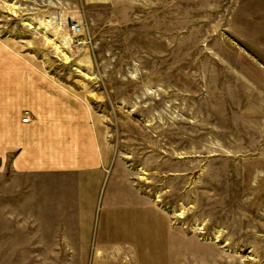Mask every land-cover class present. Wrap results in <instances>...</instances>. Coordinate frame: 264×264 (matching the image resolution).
Masks as SVG:
<instances>
[{"label": "rangeland", "instance_id": "374dc122", "mask_svg": "<svg viewBox=\"0 0 264 264\" xmlns=\"http://www.w3.org/2000/svg\"><path fill=\"white\" fill-rule=\"evenodd\" d=\"M0 264H264V0H0Z\"/></svg>", "mask_w": 264, "mask_h": 264}, {"label": "crops", "instance_id": "0c3cea01", "mask_svg": "<svg viewBox=\"0 0 264 264\" xmlns=\"http://www.w3.org/2000/svg\"><path fill=\"white\" fill-rule=\"evenodd\" d=\"M35 95H36V97H37V94L35 93ZM37 104H38V102H37ZM41 108H42V105H41ZM44 108V107H43ZM24 112V111H23ZM26 113V114H25ZM47 116H49V115H47ZM31 119L32 120H34L35 119V117H34V112L32 111V110H25V112L23 113V115H22V117H21V120H22V122L20 123V130H26L27 129V126H32L33 124L32 123H30L31 122ZM42 119H43V123H40V125H38V130L42 127V126H45V128L47 129V133H48V135H52L53 136V138H52V141H53V139H54V135L57 133V130H58V126L55 124L56 122H54L55 121V119H54V117H53V114L50 116V117H46V114H43V117H42ZM25 120H28V122L26 123V122H24L23 123V121H25ZM51 120V121H50ZM20 121V120H19ZM49 123H52V126H51V129L49 128ZM42 129V128H41ZM43 130V129H42ZM51 130V131H50ZM26 131H28V129L26 130ZM40 132V131H39ZM41 133V132H40ZM21 141H23V140H21ZM31 150H33V149H31ZM39 149H37V151H38ZM24 159H22L21 160V162L23 161ZM36 160L39 162V157L38 156H36Z\"/></svg>", "mask_w": 264, "mask_h": 264}]
</instances>
